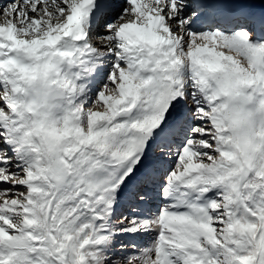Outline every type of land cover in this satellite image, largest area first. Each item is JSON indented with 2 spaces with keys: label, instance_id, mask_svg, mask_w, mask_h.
I'll list each match as a JSON object with an SVG mask.
<instances>
[{
  "label": "snow or ice",
  "instance_id": "6c2138e0",
  "mask_svg": "<svg viewBox=\"0 0 264 264\" xmlns=\"http://www.w3.org/2000/svg\"><path fill=\"white\" fill-rule=\"evenodd\" d=\"M0 264H264V0H0Z\"/></svg>",
  "mask_w": 264,
  "mask_h": 264
}]
</instances>
